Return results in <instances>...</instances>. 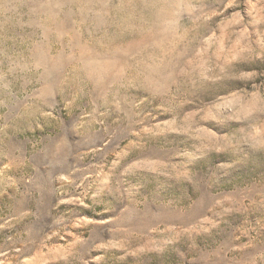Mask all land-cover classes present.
I'll list each match as a JSON object with an SVG mask.
<instances>
[{
  "label": "rangeland",
  "instance_id": "rangeland-1",
  "mask_svg": "<svg viewBox=\"0 0 264 264\" xmlns=\"http://www.w3.org/2000/svg\"><path fill=\"white\" fill-rule=\"evenodd\" d=\"M0 264H264V0H0Z\"/></svg>",
  "mask_w": 264,
  "mask_h": 264
}]
</instances>
